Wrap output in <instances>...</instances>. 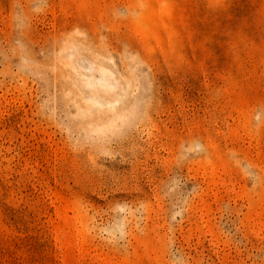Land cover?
Masks as SVG:
<instances>
[{
  "label": "rangeland",
  "instance_id": "1",
  "mask_svg": "<svg viewBox=\"0 0 264 264\" xmlns=\"http://www.w3.org/2000/svg\"><path fill=\"white\" fill-rule=\"evenodd\" d=\"M0 264H264V0H0Z\"/></svg>",
  "mask_w": 264,
  "mask_h": 264
}]
</instances>
